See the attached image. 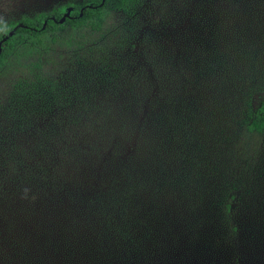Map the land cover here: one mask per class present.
Here are the masks:
<instances>
[{
	"label": "rangeland",
	"instance_id": "obj_1",
	"mask_svg": "<svg viewBox=\"0 0 264 264\" xmlns=\"http://www.w3.org/2000/svg\"><path fill=\"white\" fill-rule=\"evenodd\" d=\"M81 1L0 0V21ZM105 32L101 43L109 64L96 78H86L80 72L89 67L79 71L72 65L73 55L60 49L44 68L32 66L56 75L79 72L68 76L77 90L73 80L84 83L77 109L71 101L63 109L46 101L42 112L43 98L14 89L17 78L30 80V57L0 66V155L8 152L15 160L21 149L35 161L45 154L43 161L49 163L71 138L83 134L88 120L122 105L147 107L142 92H162L169 113L166 130L147 140L148 150H139L142 139L136 130L110 138L87 132L89 136L75 140L83 145L100 138L92 153H99L98 158H88L79 168L68 164L60 173L62 180L55 174L53 182L79 189L80 208L72 212L82 214L86 223L91 216L88 199L96 203L99 198L107 199L116 226L136 227L138 251L133 247L128 255L108 256L105 264H264V133H248L241 121L248 107L264 97V0H135L131 7L109 13ZM172 99L175 110L168 104ZM182 109L196 113L183 130L174 117ZM157 140L161 158L149 150ZM38 141H43L40 147ZM1 158L0 199L13 193V204L23 199L27 205L32 199L25 188L46 184L39 165L12 160V166ZM42 170L49 172V166ZM131 178L141 184L128 200L105 198L108 188L124 186ZM51 188L38 196L69 200L68 193L57 195ZM47 209L33 215L35 224L53 215ZM99 215L104 216L98 214L92 224L102 229L105 221Z\"/></svg>",
	"mask_w": 264,
	"mask_h": 264
},
{
	"label": "trees",
	"instance_id": "obj_2",
	"mask_svg": "<svg viewBox=\"0 0 264 264\" xmlns=\"http://www.w3.org/2000/svg\"><path fill=\"white\" fill-rule=\"evenodd\" d=\"M100 2L101 0H83L77 4L66 2L65 6L71 5L73 8L70 11V16L66 17L62 23H58L57 20L65 9L63 6H56L48 11H39L32 15H21L16 20L0 21V38L7 35L8 31L16 26L13 34L1 44L0 66H9L14 60V64H18L19 62L16 61L26 56L30 57L28 59L30 68L32 66L44 68V65L47 66L54 60V50L60 49L66 54L73 55L72 65L79 71L89 67L85 72H80L84 73L86 78L98 77L101 70H104L109 64L106 48H103L101 43L105 39V25L109 13L127 9L134 4L135 0H104L99 5ZM18 23H22L23 26H17ZM219 28L221 27L218 26L215 30L218 35L221 34L218 32ZM31 56L34 58L37 56L36 61L32 62ZM21 65L25 67V64H19V66ZM37 70L32 71L30 80L17 78L14 89L22 92L32 91L43 98L45 103L42 104V112L48 106L46 101H51L55 107L62 109L67 107L70 101L73 102L71 104L75 107L74 109L82 106L80 98L78 102L77 98L78 91H81L84 83L74 79L73 81L78 83L77 90L74 88L75 84L68 78L69 75L74 78L79 72L72 73L68 70V75L63 72L56 75L53 70L48 72L45 69H43L44 71ZM149 92V90L142 92L143 99H148L147 107L139 104H127L120 106L114 112H110V109L107 110L109 112L104 111L97 116L96 120L87 121L86 130L80 136L86 135L87 137L89 136L86 134L87 132H94L91 133L92 136L102 138L104 135L110 138L115 134L125 135L136 130L138 137L142 139L138 143L139 150H148L147 140L153 135L158 136L162 130H166L164 120L169 116L166 97L163 93L158 92L150 96ZM168 104L171 110L178 107H175L174 99ZM84 108L93 110L96 107L86 106ZM138 108H142V111H138ZM194 114H196L195 111L191 110L174 111L178 128L185 129V125L191 121ZM139 116L141 119L137 120L136 118ZM55 118L58 119L57 114ZM101 118L104 120L102 121ZM241 121L248 133H264V97L254 108L248 107L246 113H243ZM38 127L45 130V126L42 124ZM66 128L62 127L64 131ZM41 133L43 132L41 131ZM78 137L70 139L67 149L57 150L58 152L52 154L53 156L49 155L51 156L48 157L49 163L43 161L45 154L41 153L39 160L35 161L21 149L18 150L15 160L11 153L6 152L0 155V158L5 157L1 158L5 161L4 163H11L12 166H14L12 160L16 163L29 162V160L37 163L40 167L39 172L41 171L40 178L42 181H46V184L41 187H35L32 184L30 185L32 187L25 188L24 192L29 191V196L32 199V201H28L27 205L23 199L13 204L14 199H10L16 196L13 193L8 194V199H0V264H69L70 262L79 264L81 261L86 264H105V258L108 256L114 258L120 257L121 254L128 255L133 247H135V251H138L139 237L136 238L134 234L136 227L116 226L117 219L113 218V209H108L107 199L96 198L99 201L96 203L92 199H88L86 206L91 213L88 214L91 216L89 222L86 223L82 214L75 215L72 212V209L80 208L78 203L82 193L78 192L79 189H66L64 186L61 188L53 182L55 174L62 180L60 173L68 164H75L74 166L79 168L78 165L82 166L88 158L91 160L98 158L99 153L96 156L92 153L96 149L94 142L99 141L100 138L92 137L87 143L83 141L82 145L79 140H75ZM67 142L68 139H66ZM38 143V146L42 145L43 141H38ZM160 145L159 140L152 147L150 144L152 149L149 150H152L157 158H161ZM43 165L49 166V172H47L48 170L43 172ZM45 174L51 176L47 178ZM122 177L123 175L119 178ZM123 182L124 186L116 187L113 190L108 188L105 198L127 199L131 196L130 193L133 194L135 185L141 184L138 178H131L130 181ZM51 186L53 188L50 190H53L57 195L62 192L68 193L69 200L43 198L46 194L38 196L37 193L45 192V187L50 188ZM70 190H73V193ZM116 190L121 193H117ZM83 200L86 202L87 199ZM48 201L52 203L51 206L46 205ZM47 207V213L51 214L50 212H52L53 215L51 214L50 218H43L40 223L35 224L33 215L39 212L40 208ZM58 208H66V210L56 211ZM49 210L50 212H48ZM125 210L127 212V209ZM98 214H104V216L99 215L103 222L105 221V227L103 226L102 229H98L92 224Z\"/></svg>",
	"mask_w": 264,
	"mask_h": 264
},
{
	"label": "water",
	"instance_id": "obj_3",
	"mask_svg": "<svg viewBox=\"0 0 264 264\" xmlns=\"http://www.w3.org/2000/svg\"><path fill=\"white\" fill-rule=\"evenodd\" d=\"M104 0H101V2L99 3L102 4ZM72 6H67L65 11L62 13V15L60 16V18L57 20L58 23H62L66 17L70 16V11L72 10ZM45 23V21H44ZM44 25V24H43ZM17 26H23L22 23H18ZM16 26H14L12 29H10L7 33V35L3 36L2 38H0V51H1V44L2 42L9 36H11L15 30Z\"/></svg>",
	"mask_w": 264,
	"mask_h": 264
}]
</instances>
